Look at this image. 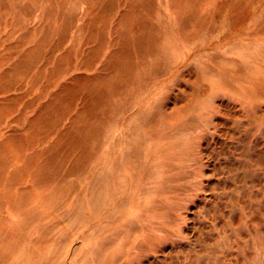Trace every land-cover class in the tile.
I'll return each instance as SVG.
<instances>
[{
    "label": "rangeland",
    "instance_id": "374dc122",
    "mask_svg": "<svg viewBox=\"0 0 264 264\" xmlns=\"http://www.w3.org/2000/svg\"><path fill=\"white\" fill-rule=\"evenodd\" d=\"M0 264H264V0H0Z\"/></svg>",
    "mask_w": 264,
    "mask_h": 264
},
{
    "label": "bare ground",
    "instance_id": "6f19581e",
    "mask_svg": "<svg viewBox=\"0 0 264 264\" xmlns=\"http://www.w3.org/2000/svg\"><path fill=\"white\" fill-rule=\"evenodd\" d=\"M66 91V90H65ZM2 162V161H1ZM31 169H32V167H31ZM17 170V169H16ZM4 172V171H3ZM11 177V176H10ZM37 177V176H36ZM18 179H20V178H18ZM12 180V179H11Z\"/></svg>",
    "mask_w": 264,
    "mask_h": 264
}]
</instances>
